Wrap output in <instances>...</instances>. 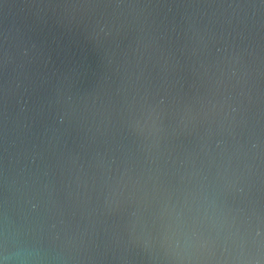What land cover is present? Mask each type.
<instances>
[{
    "label": "water",
    "instance_id": "obj_1",
    "mask_svg": "<svg viewBox=\"0 0 264 264\" xmlns=\"http://www.w3.org/2000/svg\"><path fill=\"white\" fill-rule=\"evenodd\" d=\"M0 264H264V0H0Z\"/></svg>",
    "mask_w": 264,
    "mask_h": 264
}]
</instances>
